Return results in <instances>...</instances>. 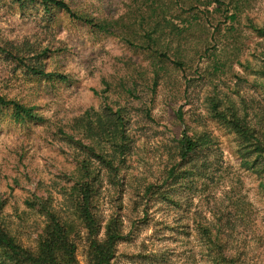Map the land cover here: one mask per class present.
I'll list each match as a JSON object with an SVG mask.
<instances>
[{"label":"rangeland","instance_id":"374dc122","mask_svg":"<svg viewBox=\"0 0 264 264\" xmlns=\"http://www.w3.org/2000/svg\"><path fill=\"white\" fill-rule=\"evenodd\" d=\"M63 1L81 17L95 19L121 17L132 5L131 0ZM253 5V15L262 24L264 0H256ZM52 13L49 16L38 0H0V47L22 49L18 55L24 62L19 64L0 55V93L9 100L34 106L38 115L37 119L16 122L11 110L0 109V215L13 233L25 246H36L42 223L25 202L38 194L52 196L55 205L63 203L61 188L56 185L66 184V175L75 168L74 149L80 150L62 132L70 131L91 109L103 110L106 96L107 103L120 101L127 107V135L132 145L119 176L124 184L121 216L125 238L118 244L114 263L212 264L195 219L213 221L214 213H218L225 223L233 225L232 233L225 237L230 258L238 260L237 264H264V191L260 189V176L242 166L237 137L207 115L205 83L186 85V80H198L212 69L209 59L195 63L186 75L171 68L154 94L141 81L142 88H147H140L144 98L133 102L119 85L149 66L146 54L121 39L96 33L61 9ZM257 42L256 35L247 29L242 38V59L254 51ZM24 47L36 52H25ZM41 53L45 55L38 61L45 65L44 70L63 75L65 81L54 75H33L28 65H36L35 55ZM225 76L230 91L235 90L236 77L254 78L236 63L227 66ZM150 79L152 71L148 73L152 86ZM222 88L227 91V87ZM238 89L248 100L264 103L263 94L247 83ZM132 103L138 112L132 110ZM180 108L190 133H208L213 142L198 154L196 163L186 165L191 172L188 177L169 187L164 185V192L149 200L144 196L145 188L148 184L162 185L170 167L173 139L185 128L176 120ZM204 161L210 164L208 171L202 166ZM111 189L103 193L100 204L106 218L113 211L107 195H117ZM238 200L250 203L246 213L236 206L240 204L232 203ZM84 251L81 246L78 258L81 264H88Z\"/></svg>","mask_w":264,"mask_h":264},{"label":"trees","instance_id":"16d2710c","mask_svg":"<svg viewBox=\"0 0 264 264\" xmlns=\"http://www.w3.org/2000/svg\"><path fill=\"white\" fill-rule=\"evenodd\" d=\"M17 1L23 3L28 0ZM38 1L49 16H53L55 9H61L96 33L121 39L146 54L149 66L140 68L134 72L137 75L134 79L130 76L119 85V90H125V94L130 96L128 99L132 98L133 102L144 98L140 95L141 81L154 94L171 68L186 75L195 63L208 58L212 69L201 74L198 80H186V85L193 87L194 83H205L203 103L207 115L228 127L237 137V154L241 164L260 176V189L264 191V103L256 99L248 100L238 89L245 82L264 96V21L257 23V17L253 15L256 0H131L132 5L125 15L99 19L81 17L63 0ZM247 29L256 35L258 42L254 51L242 59V38ZM14 48L7 50L0 47V55H7L24 64L18 55L22 49L15 48L18 51L14 53ZM23 50L36 52L31 47H24ZM43 55L45 53L36 54L35 60ZM235 63L254 78L244 80L236 77L238 83L234 86L235 90L230 91V87L225 86V71L229 64L232 66ZM28 67L34 76L53 78L54 75L62 81L66 80L63 75L47 73L40 61ZM149 71H152V86L148 83ZM222 87H227V91ZM147 88L142 89L145 91ZM185 95H188V90ZM104 100L107 101L108 97L105 96ZM106 101L103 110L91 109L70 131L62 132L67 141L80 150L74 149L75 168L70 176L66 175V184L56 185L61 188L63 203L55 205L52 196L38 194L25 202L27 209L42 223L35 240L36 246H25L0 215V264H81L78 258L81 246L85 249L88 264H115L118 244L125 238L121 216L124 184L119 176L132 145L127 135V107L120 101L116 104ZM131 108L138 112L136 105ZM0 109L11 110L16 122L38 118L34 106L9 100L1 93ZM175 115L178 124L185 128L180 136L173 139L170 167L162 185L148 184L145 188L144 196L149 200L162 194L166 185L177 184L181 177L191 173L186 165L196 163L198 154L209 149L213 142L208 133H190L182 108ZM202 166L208 171L210 164L204 161ZM111 188L117 195H107L109 205L113 204V211L106 218L100 204L103 193L107 189L111 192ZM229 194H232L231 191ZM228 198L233 200V197ZM232 203L240 204L236 206L243 208V213L250 205L242 200ZM214 217L213 221L205 217L195 219L196 228L207 248L208 261L212 264H237L238 260L227 254L229 246L225 241L226 235L232 233L233 225L225 223L218 213H214Z\"/></svg>","mask_w":264,"mask_h":264}]
</instances>
